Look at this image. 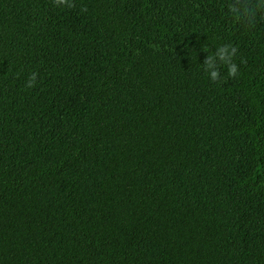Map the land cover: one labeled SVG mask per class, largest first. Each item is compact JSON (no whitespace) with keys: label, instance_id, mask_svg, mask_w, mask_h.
Instances as JSON below:
<instances>
[{"label":"trees","instance_id":"16d2710c","mask_svg":"<svg viewBox=\"0 0 264 264\" xmlns=\"http://www.w3.org/2000/svg\"><path fill=\"white\" fill-rule=\"evenodd\" d=\"M72 3L0 0V264H264V11Z\"/></svg>","mask_w":264,"mask_h":264},{"label":"clouds","instance_id":"9594fccd","mask_svg":"<svg viewBox=\"0 0 264 264\" xmlns=\"http://www.w3.org/2000/svg\"><path fill=\"white\" fill-rule=\"evenodd\" d=\"M55 3L60 5L67 4V7L71 8L73 6L72 0H55ZM232 15L242 24L250 25L252 24L259 12L264 11V0H233V3L229 6ZM83 8L82 11H86ZM237 49L230 45L224 44L218 47L216 55L219 57L220 63L227 66L228 76L233 77L237 74L238 67L234 62ZM212 55H209L208 60L205 64L211 67ZM210 79L217 81L220 79L219 67L217 70L211 72ZM36 80V73H32L29 77L26 86L31 88L34 86Z\"/></svg>","mask_w":264,"mask_h":264}]
</instances>
